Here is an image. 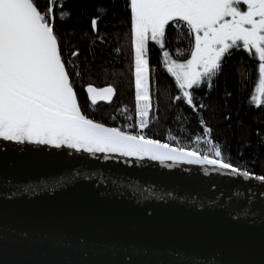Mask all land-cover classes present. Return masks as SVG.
I'll use <instances>...</instances> for the list:
<instances>
[{"label":"water","instance_id":"water-1","mask_svg":"<svg viewBox=\"0 0 264 264\" xmlns=\"http://www.w3.org/2000/svg\"><path fill=\"white\" fill-rule=\"evenodd\" d=\"M227 173L0 138V264H264V182Z\"/></svg>","mask_w":264,"mask_h":264},{"label":"snow or ice","instance_id":"snow-or-ice-1","mask_svg":"<svg viewBox=\"0 0 264 264\" xmlns=\"http://www.w3.org/2000/svg\"><path fill=\"white\" fill-rule=\"evenodd\" d=\"M241 5H246L247 10L242 11ZM129 7L136 114L141 132L149 123L151 108L148 43L155 41L163 48L170 23L184 22L189 35H194L191 58L184 63L168 62V72L175 77L189 105H193V96L188 89L199 87L205 79L210 83L221 70L222 58L233 48L258 57L259 83L252 99L257 105L264 104V0H130ZM52 12L49 6L42 14L35 0H0V138L57 148L66 145L92 154L179 160L250 178L248 171L225 162L219 145L208 149L214 151L215 158H211L207 152L201 155L143 134L107 127L83 114L48 18ZM96 26L93 19L94 31ZM163 55L167 62L169 53L165 51ZM86 90L92 106L98 101L111 102L115 95L111 85H88ZM209 132L206 128L205 135ZM255 179L264 182V176Z\"/></svg>","mask_w":264,"mask_h":264},{"label":"trees","instance_id":"trees-1","mask_svg":"<svg viewBox=\"0 0 264 264\" xmlns=\"http://www.w3.org/2000/svg\"><path fill=\"white\" fill-rule=\"evenodd\" d=\"M35 4L42 14L47 7L53 8L48 18L79 106L88 118L171 147L196 150L201 155L207 152L211 158H215L214 151L208 149L219 145L225 162L264 176V167L257 163L259 153H264V104L257 105L252 99L255 70L260 63L254 55L242 48L230 49L210 83L205 79L199 87L190 89L194 106L189 105L167 73L163 53H169L168 60L184 63L190 56L192 35L186 23H170L163 48L152 41L148 43L151 108L149 123L141 132L135 119L128 0H35ZM93 19L97 21L95 31ZM74 52L78 55L74 56ZM88 85H111L115 95L108 104L92 106L86 99ZM257 106V110L251 109ZM206 128L210 129L208 135Z\"/></svg>","mask_w":264,"mask_h":264},{"label":"rangeland","instance_id":"rangeland-1","mask_svg":"<svg viewBox=\"0 0 264 264\" xmlns=\"http://www.w3.org/2000/svg\"><path fill=\"white\" fill-rule=\"evenodd\" d=\"M128 2H129V4H130V0H128ZM241 7V10L242 11H246L247 10V6L246 5H241L240 6ZM130 8V7H129ZM130 12H131V9H130ZM130 23H131V16H130ZM131 33V32H130ZM152 42H154L155 44H158L157 42H155V41H152ZM192 46H191V49H192V47H193V45H194V35H192ZM159 45V44H158ZM191 49H190V51H191ZM254 51V50H253ZM132 56H133V62H134V52H133V49H132ZM256 57V56H255ZM191 58V56H189V58L188 59H190ZM257 59H258V57H256ZM171 60H168L167 62H166V71H167V73L169 74V76H171L172 77V79H173V81L175 82V86L179 89V93H180V95H181V97H183V91L178 87V85L176 84V80H175V77L174 76H172V74L170 73V72H168V62H170ZM186 62V61H185ZM256 72H257V78L255 79V94H256V88H257V85H258V83H259V66L257 67V69L255 70ZM133 72H134V70H133ZM133 78H134V75H133ZM193 87H196V86H193ZM135 88V87H134ZM188 91H190V89H188ZM254 94V95H255ZM134 108H136V102H135V105H134ZM90 119V118H89ZM95 122H97L96 120H94ZM136 121H137V124H139L138 122H139V120L138 119H136ZM226 155L228 156V157H230L231 155L227 152L226 153ZM259 157H257V163L259 164H261L262 165V167H264V153H259V155H258ZM257 164V165H258ZM259 166V165H258Z\"/></svg>","mask_w":264,"mask_h":264},{"label":"flooded vegetation","instance_id":"flooded-vegetation-1","mask_svg":"<svg viewBox=\"0 0 264 264\" xmlns=\"http://www.w3.org/2000/svg\"><path fill=\"white\" fill-rule=\"evenodd\" d=\"M86 99L91 103V101H90L88 95H87ZM98 103H102V104L104 105V104H108L109 102H107V101H98ZM89 107H90V106H89ZM257 108H258V106H257V107H251V109H253V110H257ZM81 111H82V113H83V110H81ZM261 149H263V148H261ZM241 158H242V157H241Z\"/></svg>","mask_w":264,"mask_h":264},{"label":"built area","instance_id":"built-area-1","mask_svg":"<svg viewBox=\"0 0 264 264\" xmlns=\"http://www.w3.org/2000/svg\"><path fill=\"white\" fill-rule=\"evenodd\" d=\"M135 116H136V119H138L139 120V117H138V115L135 113Z\"/></svg>","mask_w":264,"mask_h":264}]
</instances>
